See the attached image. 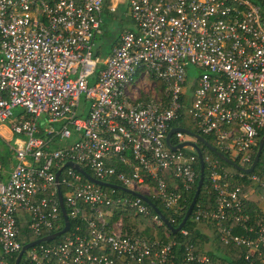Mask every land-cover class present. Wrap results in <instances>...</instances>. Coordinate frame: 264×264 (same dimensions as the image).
<instances>
[{
    "label": "built area",
    "instance_id": "1",
    "mask_svg": "<svg viewBox=\"0 0 264 264\" xmlns=\"http://www.w3.org/2000/svg\"><path fill=\"white\" fill-rule=\"evenodd\" d=\"M104 7H124L133 28L101 59L94 50ZM190 65L198 70L192 78ZM185 108L231 160L251 165L264 133V0H0V126L17 135L16 146L6 141L13 157L0 161V264L33 241L20 238L21 225L36 239L63 228L58 192L73 224L27 248L29 263L175 264L174 238L148 240L124 219L131 210L162 226L141 195L157 196L174 214L182 208L197 154L172 150L166 136ZM41 115L56 126L43 128ZM174 133L175 144L195 141ZM203 160L215 204L197 206L193 219L213 222L223 244L244 248L247 264H264V209L246 211L239 182L249 174L264 188V173L240 170L234 184L216 159ZM66 162L137 195L117 194ZM182 262L228 264L191 245Z\"/></svg>",
    "mask_w": 264,
    "mask_h": 264
},
{
    "label": "trees",
    "instance_id": "2",
    "mask_svg": "<svg viewBox=\"0 0 264 264\" xmlns=\"http://www.w3.org/2000/svg\"><path fill=\"white\" fill-rule=\"evenodd\" d=\"M103 14L111 15V13L107 10L106 7H104L103 9L102 15ZM103 23L101 27L102 32L99 35H97L95 39L97 40L98 45L96 46L94 50V56L100 57L101 59L105 58L110 53L116 39L119 36V33L116 34L115 36H112V34H110L106 38ZM108 42L111 43L109 46L107 45ZM158 86H161V83L159 81H158ZM182 98L185 100L186 95H183ZM84 104L85 102H83V105ZM172 128H183L190 132L200 134L201 136L204 137V139L209 144L213 145L217 150H219L225 156L230 158L227 152L219 148V146L215 142L213 135L204 134L197 129L196 123L191 118V114L187 108L183 109L181 111L180 116L176 120L170 123V129ZM174 134L175 133L173 132L172 135L170 136V143L172 145H176L175 143H177L174 139ZM196 143L198 144L201 150L203 159L206 156H210L213 159H216L218 162V165L220 166L219 171L221 173H228V174L231 173L232 174L231 181L234 184L239 181L237 176L239 173H241L240 170H238L231 164L219 158L214 152H212L202 142L196 141ZM263 151H264V146L262 148V153L256 164V167L254 168V172H257L260 175L264 173ZM0 158L2 159V156H0ZM114 166H116L117 169L123 170V171L127 169V167L123 166L120 163L114 164ZM194 170L196 172L195 183L189 191L183 193V198L181 200L182 208L180 209L178 213L174 214L172 213V210L165 208L157 196H153L152 194L145 195V197L151 203H153L156 207L160 209L163 215L167 218L168 222L174 227L177 226L181 222L186 212V209L188 205L190 204L191 199L194 195V191H195L198 178H199V159L197 155L195 156ZM207 175H208L207 166H206V163H204L203 183L196 197V201L193 206L192 212L190 216L187 218V220L185 221L182 228L178 230L177 232H173L170 228L166 227L162 223V226H158V228H160L161 230H158L157 233L152 234L151 233L152 221L150 220V218L147 216H143L141 214H135L131 210H128L127 216L124 219V223L125 225H129L130 227L136 228L137 233L139 235H144L148 240H152L153 238H158L160 239L161 242H166L170 238H174L176 240V244L174 245V249H173L175 252V259H174L175 264H183L182 258L184 254V246L186 245H191L193 247L194 253L197 254L198 256L201 254H207L210 257V259L214 262H223V263H228V264H247V262L243 259V253H244L243 247L237 246L234 244H223L219 240V235H218V232L213 222H209L207 219H203V218H201L199 221H195L193 219L194 217L193 213L197 206H200L203 209L210 210L214 207V204H215V192L211 189ZM248 175L249 174H243L244 178L241 179L239 182H240V185L242 186V191L248 193V199L245 201L246 211L253 216V214H258V212H260L261 209H263L264 188L260 187L255 182L248 180L247 179ZM145 179L151 185L153 184L152 180H150L148 176H146ZM164 179L166 180L169 187H173L172 181H174V179L170 177L168 173L164 174ZM111 182H113L112 184L114 185L121 186L118 182H115V180H111ZM176 183L179 184L178 180H176ZM116 193L117 194L122 193L130 197L137 195L135 192L130 193V192L125 191L122 188H117ZM260 200H262V202H259ZM145 203L147 204L149 208V214H155L154 209L147 202ZM171 217H173L174 219L172 220ZM69 222L72 226L73 224L72 220L69 219ZM199 224H204V225L206 224V226L211 230L212 235H208L205 231H203L202 228L199 227ZM181 230H186L187 234L184 235L181 232ZM235 231L242 232L239 228L236 229ZM24 233H25V240H24L25 242H28L30 240H34L37 238L36 236L29 233L25 225H21L20 238L24 237ZM57 239L58 238H56V240ZM208 245H210V248L206 249L205 247ZM17 254L18 253L14 254L8 259L9 260L8 264H14ZM18 264H31V263H29L26 260L25 255L23 254ZM194 264H199V263H194Z\"/></svg>",
    "mask_w": 264,
    "mask_h": 264
},
{
    "label": "water",
    "instance_id": "3",
    "mask_svg": "<svg viewBox=\"0 0 264 264\" xmlns=\"http://www.w3.org/2000/svg\"><path fill=\"white\" fill-rule=\"evenodd\" d=\"M174 131H182V132H185L186 134L194 137L195 141H190V140H185L183 142H180L176 145H172L170 143V136L172 135V133ZM196 141H199V142H202L203 144H205L212 152H214L219 158H221L222 160L226 161L227 163L231 164L232 166H234L235 168H237L238 170H241V171H244L246 173H250L254 166L256 165V163L258 162L259 160V157H260V153H261V150H262V147L264 145V133L262 134V136L259 138V141H258V148H257V151H256V154L254 156V159H253V162L251 163V165L248 167V168H243L241 166H239L237 163H235L233 160H231L230 158H228L227 156H225L222 152H220L219 150H217L213 145L209 144L203 136H201L200 134H197V133H193V132H190L188 130H185L183 128H172L168 131L167 133V136H166V143L168 144V146L172 149V150H176V149H180V148H183V147H191L195 150L197 156H198V159H199V178H198V182H197V185H196V188H195V191H194V195L191 199V202L190 204L188 205L187 209H186V212L181 220V222L177 225V226H172L167 218L163 215V213L160 211V209L158 207H156L153 203H151L144 195H141V194H138V195H141V197L145 200V202H147L155 211V213L159 216V218L161 219V221L163 222V224L170 228L173 232H177L178 230H180L182 228V226L184 225L185 221L187 220V218L190 216L191 212H192V209H193V206L195 204V201H196V197L200 191V188L202 186V183H203V178H204V160H203V156H202V153H201V150L198 146V144L196 143ZM65 165H68V166H72L74 167L76 170H78L79 172H81L82 174H84L88 179H90L91 181L93 182H96L100 185H103V186H110V187H115V188H122L121 186H117V185H114L112 183H108V182H104V181H101V180H96L94 178H92L90 175H88L83 168H81L78 164L76 163H73V162H66ZM59 171H57L56 173V180H57V177H58V174H59ZM124 189L125 191L127 192H130V193H134L132 190H130L129 188H122ZM58 199H59V203H60V208H61V213H62V216H63V219H64V226L62 229L52 233V234H49L47 236H43L41 238H38L36 240H33L32 242H29V243H25L22 248L20 249V251L18 252L17 256H16V259H15V262L14 264H18L24 251L33 246L34 244L36 243H39V242H42V241H48V240H51V239H54L56 238L57 236L61 235L63 232L67 231L68 228H69V220L66 216V212H65V208L63 206V202H62V197L60 195V192H58Z\"/></svg>",
    "mask_w": 264,
    "mask_h": 264
},
{
    "label": "rangeland",
    "instance_id": "4",
    "mask_svg": "<svg viewBox=\"0 0 264 264\" xmlns=\"http://www.w3.org/2000/svg\"><path fill=\"white\" fill-rule=\"evenodd\" d=\"M125 8L124 7H119L116 12L114 13H111L110 14H103L102 17H103V26H104V30H105V36L106 38L112 34V36H115L116 34L124 31L125 29H127L128 27L131 26V22H130V19L129 17H127L125 15ZM118 40V38L116 39V41ZM111 41V40H109ZM115 41V43H116ZM111 43L108 42V46L110 45ZM95 45L97 46L98 43H97V40H95ZM110 48V47H108ZM100 66H98L96 68V71L95 73L93 74L92 77L89 78V84H93V82L95 81V76L99 70ZM197 75L198 74V70L197 68H195L194 66L190 65L188 66V77L189 78H192L194 75ZM138 77H139V74H136L135 77H134V82L135 81H138ZM81 101L82 102H85L84 100V96L83 94L81 95ZM85 104L87 105V102H85ZM18 108H16L14 111L15 113L17 112ZM39 121L41 123V126L44 128V127H55L56 125L53 124V123H50L47 121V119L45 118L44 115H41L39 117ZM2 129V128H1ZM2 131V130H0ZM9 131H6L4 132V135L6 136L5 138H1L0 137V150H7V155L10 156V158H12L13 156L11 155V152L8 151V146L6 145V141L9 142V144H11L12 146H16L17 145V142L15 141L17 135L14 134V133H8ZM143 187H140L139 189L141 190ZM141 191H144L146 192V190L142 189ZM261 199V198H260ZM259 202H262V200H260ZM263 209H264V203H263ZM203 226L204 224H199V227L202 228L203 231H205L203 229ZM152 229V228H151ZM158 230H161L160 228H158V226L156 224H154V227H153V230L151 231V233H157ZM208 235H212V233L210 231H205ZM206 249L210 248V245L206 246L205 247ZM1 253V252H0Z\"/></svg>",
    "mask_w": 264,
    "mask_h": 264
},
{
    "label": "crops",
    "instance_id": "5",
    "mask_svg": "<svg viewBox=\"0 0 264 264\" xmlns=\"http://www.w3.org/2000/svg\"><path fill=\"white\" fill-rule=\"evenodd\" d=\"M131 28H133V26H132V23H131V26L130 27H128L127 29H131ZM118 39H119V36H118ZM118 41V40H117ZM117 41H116V43H117ZM116 43H114V45L116 44ZM113 45V46H114ZM2 128V129H1ZM0 130H2V132H3V134H4V132H5V130L7 131V129L5 128V126H0ZM9 133V132H8ZM6 136L4 135V138H5ZM2 152H5V151H0V156H2V159L0 158V161H3L4 163L5 162H7V160H6V156L5 155H7V153H3V154H1ZM153 226V225H152ZM203 229L205 230V231H210L211 232V230L206 226V224L203 226ZM153 230V227H152V229H151V231ZM152 234H153V232H152ZM153 239H156V238H153ZM158 239V238H157Z\"/></svg>",
    "mask_w": 264,
    "mask_h": 264
}]
</instances>
